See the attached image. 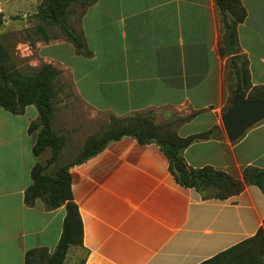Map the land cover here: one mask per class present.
Wrapping results in <instances>:
<instances>
[{"label":"crops","instance_id":"crops-1","mask_svg":"<svg viewBox=\"0 0 264 264\" xmlns=\"http://www.w3.org/2000/svg\"><path fill=\"white\" fill-rule=\"evenodd\" d=\"M42 1L0 0V43L18 71L33 72L42 64L59 70L81 112L67 114L64 100L55 103L61 86L51 127L64 146L47 173L77 159L90 137L84 123L93 126V114L163 119L170 112L176 116L165 124L179 137L217 128L210 139L183 150L187 169L211 167L240 181L246 168L264 170V120L233 142L222 127L226 57L218 49L214 0H88L70 22L90 53L86 57L62 36H48L38 19ZM240 2L246 18L237 28L239 53L248 61L252 87L263 86L264 0ZM37 116L34 106L21 115L0 107V264H24L33 249L51 254L61 234L64 207L48 210L39 199L32 206L23 200L32 167L51 154L48 148L38 158L32 154L37 134L28 127ZM69 175L83 239L82 247L68 248L63 264H222L229 258L208 260L262 227L264 196L257 187L244 185L225 200L181 187L158 146L130 137L72 165Z\"/></svg>","mask_w":264,"mask_h":264},{"label":"trees","instance_id":"trees-1","mask_svg":"<svg viewBox=\"0 0 264 264\" xmlns=\"http://www.w3.org/2000/svg\"><path fill=\"white\" fill-rule=\"evenodd\" d=\"M77 2H82L83 9L90 4L88 0H43L38 8V19L46 27L56 26L64 40L73 45L76 53L86 57L90 53L86 50L80 33L72 28L68 18L71 7ZM214 3L221 25L218 49L221 56L226 57L224 82L228 99L224 113L231 108L237 90H240L246 101L264 102V85L252 87L248 61L239 53L237 43V28L245 20L246 10L240 0H214ZM38 29L43 31L42 27ZM225 35H228L235 51L230 57L226 55L223 47ZM43 40L47 42L49 37L45 36ZM8 64V53L0 43V107L12 115H21L26 107L34 106L38 116L28 127L29 133L37 134L32 154L38 158L47 148L51 151L50 157L44 163L37 162L32 167L30 184L24 191V204L32 206L39 199L48 210L64 207L65 211L61 234L53 252L48 254L46 249L27 251L24 264H63L70 246L82 247V219L71 194L69 168L99 154L107 145L122 138H133L139 145L158 146L168 161L169 173L181 187L198 191L209 190L214 199L225 200L240 194L244 185H250L257 187L264 196V170L259 168L244 169L241 181L211 167L187 169L181 156L183 150L193 143L210 139L217 130L216 127L182 138L171 129V124H155L149 113H136L123 118L111 116L100 136L86 138L73 163L57 166L53 172L47 173V167L57 162L64 146V139L57 136L51 127L53 102L56 97L54 82L61 72L50 64H42L34 73L27 75L16 69H9ZM194 115L182 118L181 121H187ZM225 256H229V259L222 264H264V218L262 227L254 236L218 254L208 260V263Z\"/></svg>","mask_w":264,"mask_h":264},{"label":"rangeland","instance_id":"rangeland-1","mask_svg":"<svg viewBox=\"0 0 264 264\" xmlns=\"http://www.w3.org/2000/svg\"><path fill=\"white\" fill-rule=\"evenodd\" d=\"M82 9H83L82 8V2H77L75 5H73V7H71V9H70L71 12H70L69 17H68L69 22L75 23L76 20L78 19L79 14L81 13ZM46 32H47L48 36H50L52 38L61 36V32L54 25L47 26ZM15 65L16 64H15L13 59L9 60V64H8L9 69H12V68L14 69ZM20 72L23 74H27V75L34 73V71L31 72V71H28L26 69L21 70ZM61 86L63 89H61V91H60L61 94L57 97V99H56L57 101H55V103H57L59 100L60 101L64 100L65 101L64 107L67 110V114L70 112H71V114L72 113H74V114L76 113L78 115L81 114V112H76V110H77L76 109L77 106L75 104L76 99H75L69 85L67 84L66 81L62 82L61 78L58 77L54 82V88H55L56 92L59 93V89L61 88ZM83 112H85V111H83ZM93 116H94L93 126H90V124L87 125L86 123H84V125L88 126V128L90 130V132L88 134H90V136H100L105 131V129L109 123V116L103 115V114L102 115L101 114H93ZM161 116H162V114H157V116L155 118L153 117V122L155 124H158V125H164L165 122L167 121V119H170L176 115L174 113L170 112L169 114H165L164 115L165 118H163V119H161ZM82 122H85V121H82ZM72 125L74 126L75 124H72ZM48 157H49V154L45 155V157L42 158V161L45 158L47 159ZM68 157L71 159H74L76 156L70 155ZM54 168L55 167L53 166L49 171H53ZM206 196H212V192L210 191L209 193L206 194ZM226 258H229V256H225V257H222L220 259L225 260ZM79 263H80V261H76V264H79Z\"/></svg>","mask_w":264,"mask_h":264},{"label":"water","instance_id":"water-1","mask_svg":"<svg viewBox=\"0 0 264 264\" xmlns=\"http://www.w3.org/2000/svg\"><path fill=\"white\" fill-rule=\"evenodd\" d=\"M223 47L227 56L235 54L228 35H225ZM264 120V102H249L242 98L237 90L231 108L221 118L222 127L229 142L237 140L251 125Z\"/></svg>","mask_w":264,"mask_h":264}]
</instances>
